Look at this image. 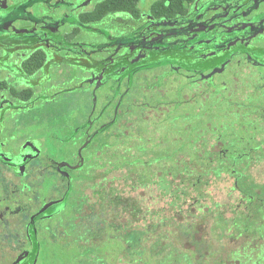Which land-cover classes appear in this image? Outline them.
<instances>
[{
	"label": "flooded vegetation",
	"instance_id": "af4514ba",
	"mask_svg": "<svg viewBox=\"0 0 264 264\" xmlns=\"http://www.w3.org/2000/svg\"><path fill=\"white\" fill-rule=\"evenodd\" d=\"M153 125L178 147L185 129L217 133L196 155L176 147L162 157L147 134L141 142ZM260 127L264 0H0V264H174L179 251L190 264H215L211 241L236 244L218 264H264V170L253 169L264 164V144L241 134ZM215 151L234 162L236 179L213 189L223 201L213 216L198 202L182 209L175 220L192 233L152 232L174 219L151 181L137 185L138 170L129 194L150 190L163 207L123 235L100 219L109 202L94 183L100 173L104 189L115 183L100 160L182 163ZM173 172L182 177L183 164ZM106 240L114 243L104 249Z\"/></svg>",
	"mask_w": 264,
	"mask_h": 264
},
{
	"label": "trees",
	"instance_id": "16d2710c",
	"mask_svg": "<svg viewBox=\"0 0 264 264\" xmlns=\"http://www.w3.org/2000/svg\"><path fill=\"white\" fill-rule=\"evenodd\" d=\"M199 149L200 153L205 157L212 155L210 151L211 147L209 146H202ZM213 157V160L202 158L201 160H184L182 163H177L176 161L171 162V160L132 162L125 159V162L120 163L119 166H116L115 161L100 160V172L104 170L107 173L106 175H108L111 172L120 171L122 174L121 177L114 176L113 180L119 181L123 178L125 186L130 188V186H132V183H130L133 179L132 174L138 170L136 177L137 185L146 189L147 183L151 181L152 185L156 186L158 189V196H161L163 200L168 203L169 210H172V212H169L168 218L174 219V222L166 225L154 223L152 232L167 233L169 235L187 234L192 233L190 224H183L175 220L181 218L182 215L179 213L182 209L189 207L190 204L194 202H198L204 206L207 205L211 207L208 211L204 212V217L213 216V211H218L216 210L217 207L223 203L220 197L214 196L216 194L213 189L216 188V191L222 193L224 189L227 190L230 186H233L236 179V176H230L231 174L234 175L232 172L236 169L234 162L231 163L228 159L223 158L222 154L216 151ZM182 164L183 176L179 177L178 174L173 171L179 169ZM149 169L151 170V174H146L145 171ZM164 170L167 171L165 175H157L158 171ZM101 175L100 173V183H94L95 185H100V201L105 196L107 198L106 201L109 202L107 210L110 209L116 212L118 209L115 210L112 205L113 203L119 204L120 201H122L123 197L119 195L121 191L112 186L108 189H104L103 183L101 182ZM95 179L96 178L93 180ZM124 192H126L125 189ZM173 210H175V213H173ZM215 218H222V215L216 213ZM169 242L170 244L168 243L167 246L169 249L178 250L174 240H170ZM171 245H174V247L171 248ZM163 246L165 247V245ZM158 249L160 248L158 247Z\"/></svg>",
	"mask_w": 264,
	"mask_h": 264
},
{
	"label": "rangeland",
	"instance_id": "374dc122",
	"mask_svg": "<svg viewBox=\"0 0 264 264\" xmlns=\"http://www.w3.org/2000/svg\"><path fill=\"white\" fill-rule=\"evenodd\" d=\"M168 90H169L170 94L165 96L166 98H163L164 100L171 99V97H172L171 88H168ZM159 98H160V96H159ZM190 111H193V108H192V106H189V105H184L182 110H181V112L184 113L185 118H186V114L190 113V115L188 117H190L192 119L194 115ZM79 117L82 118L81 116H79ZM163 127H164V125L162 127H156L153 125L152 127H150V126L143 127L141 130V133L143 136L141 138L142 139L141 142H143V140H144V135L147 134L148 138H151V140H149V141H151V143H152V146H151L152 151L154 149H157L158 154L162 155V157H165V155L169 154V152L175 151L176 147L179 148L180 150H183L184 154H186V155H188V154L196 155L197 150H196L195 145H197V143L201 142L207 134L212 133V132H214L213 134L217 133V131H206L203 129H185L184 140H182L181 144L178 147L175 143H173L171 141V138L169 136V130L166 127L164 129H161ZM260 129L253 130L252 133H250L249 131H246V130H242L241 134L246 136L245 138L247 139V141H249V138L252 136H255V134L257 133L256 136L261 139L260 141L262 143L260 145H262V144H264V129L262 127H260ZM42 132H43V130H42ZM48 133L49 132H47L46 134H41V131H40V137H42V138L47 137ZM128 140H131V138L127 137V139L125 141L128 142ZM135 141L137 142L136 144L138 145L139 144L138 140H135ZM136 148L139 149L138 146ZM218 148L221 149V148H224V146H219ZM120 149H121V151H126V152H128L130 150V149H126L125 146H123V144H122ZM115 162H116V166H119V164L122 162H125V160L119 158V160H115ZM253 169L254 170H259V169L264 170V164H261L259 167H256ZM121 175L122 174L120 173V171H117L114 173L111 172L110 174H108L110 180H112L114 176L115 177H121ZM122 180H123V178L119 181H115V183H114V188L120 190L121 193L119 195L123 197L122 201H120V205L117 207L118 213L114 215L113 210H110V209L102 210V207H100V219H103V217H104L105 219L109 218L111 220V221L108 220V222L105 223L106 228L107 229L110 228L109 224L110 223L112 224V221H114L115 223H113V224L115 225L118 223L121 226V228H118L119 231H115L114 227H112L110 229L114 230L116 234H120V235H123V234L129 232L130 230L133 229V227L142 229V224L144 222L140 221L141 218H143L146 215V213H148V211H150L154 214L157 210H160L163 207V203H165L158 198L154 199L155 193L150 191V190H148L147 192H141V189H139L137 192L128 194L129 193V187H126L125 181L123 180L124 181L123 182ZM258 184L261 185V179H256V182L254 185H258ZM123 189H126L125 190L126 192H124ZM263 192H264V190H263ZM88 193H90V191H88ZM156 202H157V204H156ZM129 204H130V206H134V205L138 206L141 209H139L136 212H133V214H131V208H130ZM168 212H172V210L171 211L168 210ZM103 213H104V215H103ZM173 213H175V210H173ZM183 217H185V215ZM87 222L88 221H86L85 224H87ZM101 226H103V225H101ZM203 227L204 226H201L200 228L202 229ZM118 229H116V230H118ZM157 233H159V232H157ZM201 233L202 232H199L198 239L200 238L199 236H201ZM203 234L205 235L206 232H203ZM122 238L123 237H121L120 239H122ZM107 242L110 245H113V243H114L112 241L109 242L106 240L104 243L105 246L103 245L104 249L108 248ZM185 243H187V242H185ZM185 243H183V244H185ZM211 244H212V247L214 250L220 251L219 253L216 252L215 264H218V262L222 261V260L226 261L228 258L227 257L228 256L227 255L228 250L231 251L234 248H236L235 243H228V244H227V242H226V244L223 243L224 246L222 248H219V246L217 245V242L214 244V242L211 241ZM121 245H122V242L117 240L114 247H112V246L111 247L115 248V247H117V246L119 247ZM181 247H185V246H181ZM190 248H191V245H190L189 249ZM184 249H187V247ZM100 254H101L100 259L103 258L104 256L106 257V254L103 251H101ZM188 256H189V253H187L186 251L176 252V255L172 254L174 264H190ZM194 257H195L194 259L196 260V256H194ZM106 260H108L109 264L113 261L111 257L106 258Z\"/></svg>",
	"mask_w": 264,
	"mask_h": 264
}]
</instances>
